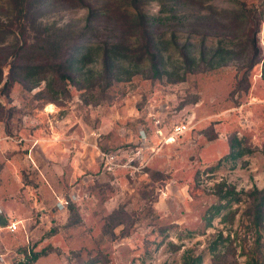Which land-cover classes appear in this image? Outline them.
<instances>
[{
    "label": "rangeland",
    "instance_id": "1",
    "mask_svg": "<svg viewBox=\"0 0 264 264\" xmlns=\"http://www.w3.org/2000/svg\"><path fill=\"white\" fill-rule=\"evenodd\" d=\"M175 1L138 0V6L147 16H171L178 10L192 23L207 16L228 25L225 37L240 50L259 41L262 62L249 72V83L237 87L244 79V61L183 76L176 40L181 47L193 44L195 51L203 41L209 48L222 40L217 31L213 33L218 37L207 36L200 22L201 35L176 31L171 24L160 31L157 41L171 74L162 78L153 77L148 62L129 75L135 64L125 63L122 81L106 76L83 80L82 86L66 81L54 88L60 92L56 97L48 82L32 91L16 83L5 95L4 81L2 264H16L24 249L47 251L33 264H181L188 250L202 254V264H212L207 247L221 230L231 235L238 264H246L239 255L241 240L234 239L241 232L244 205L231 206L232 223L222 219L227 211L208 228L204 217L218 204L221 184L238 192L264 186V0ZM38 2L30 15L38 33L58 31L80 38L79 46L95 49L122 41L118 22L122 14L135 11L132 0H85L97 17L84 30L90 8L78 0ZM17 19L9 0H0V46L15 42ZM27 27L31 38L34 31ZM1 34L7 36L4 41ZM139 41L131 39L136 47ZM91 58L95 61L87 69L100 72L101 53ZM7 74L8 68L5 79ZM182 124L188 130L166 142ZM233 136L252 153L226 159ZM13 219L25 221L14 235L5 229Z\"/></svg>",
    "mask_w": 264,
    "mask_h": 264
},
{
    "label": "trees",
    "instance_id": "2",
    "mask_svg": "<svg viewBox=\"0 0 264 264\" xmlns=\"http://www.w3.org/2000/svg\"><path fill=\"white\" fill-rule=\"evenodd\" d=\"M78 1L90 8L84 28L86 30L94 25L97 12L96 9L88 6L85 0ZM175 2L176 5L179 4V0ZM9 3L18 14L17 20L20 28L18 33L12 32L15 40L13 44L1 43L0 46V86L5 81L3 85L5 95H9L16 83H21L32 91L39 88L42 82H48L47 86L54 89L58 85H64L66 81H70L75 86H82L83 80L103 78V76H106L109 81H122L121 71L124 69V64L133 62L135 66L129 75L144 69L143 65L147 62L149 72L153 77L162 78L165 75H171L164 65V56L160 48L162 43L157 41L158 34L168 24L173 25L176 31L186 29L191 36L192 33L200 34L197 28V22H200L199 29L206 31L207 36L218 37V34L213 31L222 35V40L213 47L208 48L203 41L198 51H195L197 48L193 44L187 42L181 47L176 40L175 45L180 54V63L184 65L183 76L244 61L246 63L242 67L245 69L244 79L238 81L237 87H239L242 83H249V72L262 62L259 41L253 40L249 44H244L245 50H240L237 44L225 37L224 32L229 31L228 25L210 21L211 19L207 16H200L194 23L191 22L190 17L179 14L178 10L174 11L171 16H147L139 9L138 0H132L130 5L135 11L122 14V19L118 22V29L124 36L122 41H108L103 43L101 48L95 49L79 46L80 38L74 39L70 35L60 33L58 35L56 33L58 31L53 35L48 32L38 33L35 27L36 19L30 16L35 8H38V0H9ZM162 13H164L163 9ZM27 24H30L34 31V36L31 38L27 35L30 32V30L28 32ZM1 35L4 41L7 36L6 34ZM133 38H140L138 47L131 42ZM94 52L101 53L102 57V70L97 73L87 69L95 61L91 58ZM6 68H8V74L5 79ZM262 79L264 80V70ZM53 93L56 97L60 92L54 89ZM249 153L252 151L243 147L242 141L233 136L230 139V152L226 159L236 160ZM216 196L218 204L207 211L204 217L205 227H211L214 219L220 217L223 211H227L226 216L222 218L223 221L232 223L235 213L231 211V206L233 204L244 205L245 210L239 221L241 235L236 232L234 237L235 240H241L238 246L239 255L245 258L246 264H264V186L262 189L255 186L250 191L238 192L232 185L223 183L218 186ZM69 211L75 213L76 208L70 206ZM229 240H231V235L225 236L222 230L213 236L207 247L212 264H238L235 259L238 249H233V244ZM24 254L26 261L23 264H33L40 257L47 255V251L28 253V250L24 249ZM202 263L203 255L196 254L192 250L184 253L181 262V264Z\"/></svg>",
    "mask_w": 264,
    "mask_h": 264
},
{
    "label": "built area",
    "instance_id": "3",
    "mask_svg": "<svg viewBox=\"0 0 264 264\" xmlns=\"http://www.w3.org/2000/svg\"><path fill=\"white\" fill-rule=\"evenodd\" d=\"M188 130V127L187 125H178V126H175L173 128V131L171 133L170 136H168V138L166 139V142H170L172 140H175V138L178 136V135H181L183 133H185L186 131ZM108 158H111V161L114 159L112 156H108ZM61 203V202H60ZM68 203L66 202V205ZM19 223L18 222H10L7 224L6 226V230L8 232H10L11 234H16L18 231H19ZM30 252V250H28V253ZM19 258H17V261H16V264H23L25 261H26V256L25 254H21L20 256H18Z\"/></svg>",
    "mask_w": 264,
    "mask_h": 264
},
{
    "label": "crops",
    "instance_id": "4",
    "mask_svg": "<svg viewBox=\"0 0 264 264\" xmlns=\"http://www.w3.org/2000/svg\"><path fill=\"white\" fill-rule=\"evenodd\" d=\"M4 143V142H3ZM3 143H1V145H3ZM1 214V213H0ZM10 222H18L20 225H24V222L25 221H23V220H18V219H13V220H11V221H9L8 223H10ZM20 225H19V230H20ZM19 232V231H18ZM8 233H10V232H8ZM11 234V233H10ZM14 235V234H13ZM13 258L12 257H10V259H8V262H11V260H12ZM1 262V261H0ZM5 263H7V261H4ZM37 262V261H36ZM3 262H1V264H2ZM8 264V263H7Z\"/></svg>",
    "mask_w": 264,
    "mask_h": 264
}]
</instances>
